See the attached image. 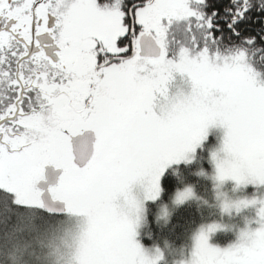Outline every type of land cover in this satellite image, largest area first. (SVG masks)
Wrapping results in <instances>:
<instances>
[{
    "label": "snow or ice",
    "instance_id": "6c2138e0",
    "mask_svg": "<svg viewBox=\"0 0 264 264\" xmlns=\"http://www.w3.org/2000/svg\"><path fill=\"white\" fill-rule=\"evenodd\" d=\"M212 126L219 207L255 216L213 246L221 225L173 222L200 199L185 185L155 226L184 241L177 264H264V192L219 191L264 188V0H0V264H172L138 230Z\"/></svg>",
    "mask_w": 264,
    "mask_h": 264
},
{
    "label": "trees",
    "instance_id": "16d2710c",
    "mask_svg": "<svg viewBox=\"0 0 264 264\" xmlns=\"http://www.w3.org/2000/svg\"><path fill=\"white\" fill-rule=\"evenodd\" d=\"M217 144V143H216ZM211 147L208 146V142H204L202 150L198 149L196 153V158L193 159L188 164H182L179 168V173L183 176V183L179 182L176 177L173 176L171 188L169 189L168 195H166L163 200L167 201L168 196L171 195L177 188H183L185 185H190L193 188L196 197L199 200L188 201L183 205L176 214H174L173 222H184L192 221V229H196L200 226L209 225L212 223H220L223 216L221 215L218 205L216 204L215 194L213 186L210 183L208 176V157ZM201 169L206 173L204 176L197 175ZM251 185V184H250ZM246 186V185H245ZM260 189L255 186H249L244 191L242 195L246 198L252 199L254 196H258ZM207 201V203H203ZM249 208V207H247ZM199 209V210H198ZM152 214L156 212V208L153 206L150 208ZM255 216L252 215V217ZM153 215L149 216V221L151 222ZM145 230L139 229L138 241L142 246L153 245L154 243L159 244L163 237H167L169 240L174 241L167 233V230L161 231L154 224L152 225V238L148 239L144 232ZM234 239L232 231L217 232L214 233L211 242L218 246H226L230 244ZM177 244L184 243L181 241H174Z\"/></svg>",
    "mask_w": 264,
    "mask_h": 264
},
{
    "label": "rangeland",
    "instance_id": "374dc122",
    "mask_svg": "<svg viewBox=\"0 0 264 264\" xmlns=\"http://www.w3.org/2000/svg\"><path fill=\"white\" fill-rule=\"evenodd\" d=\"M222 136H223V129L221 127L212 126L209 128L207 139L205 142L206 143L208 142V146L211 147L210 151L219 147ZM197 152H198V150H197ZM207 162H208V171H209L207 178L209 179L210 183L213 186V182L210 179V177L214 173V164L210 160V152H209V157H208ZM46 167H53V165H46L44 168H46ZM56 169H58V168H56ZM37 183H38V181H37ZM37 183L35 185V188L37 186ZM249 186H254V185L247 184L246 186L245 185H239L238 186L235 184L234 181L226 180L222 184V186L220 187L219 191L222 192L230 200L235 201V200H240V199H249V198H246L242 195V193L244 194V191ZM213 190H214V194H215L216 204L218 205L219 211H220L221 215L223 216V218L221 219V222L218 223V225H221V227L217 228L214 232L208 233V242H209V244H211L213 246H218V245H215L211 242V238H212L213 234L217 233V232L232 231L234 239L231 243H233L237 239L239 231L245 227L246 221L250 220L252 218V215H254L255 209L253 207H249V208H241L240 211H238V212L235 211L234 209L230 210L229 212H222L220 207H219V202L217 201V198H216V189L214 188V186H213ZM261 192H264V188L260 189V193ZM50 195H51V193H50ZM206 226L207 225L200 226V227H206ZM200 227L196 228L195 230H198ZM138 232H139V230H138ZM138 236H139V234H138ZM138 236H137V240H138ZM230 244H228V245H230ZM228 245L218 246V247L223 248V247H227Z\"/></svg>",
    "mask_w": 264,
    "mask_h": 264
},
{
    "label": "clouds",
    "instance_id": "9594fccd",
    "mask_svg": "<svg viewBox=\"0 0 264 264\" xmlns=\"http://www.w3.org/2000/svg\"><path fill=\"white\" fill-rule=\"evenodd\" d=\"M177 171L178 170H174L173 172V176L176 177L177 176ZM167 209L170 213L167 221H165L162 217L160 219H157V217L160 216L161 210ZM174 214L173 211V205L171 203L170 200L167 201H162L157 209L156 212L153 214V218L151 220V222H148L147 220V211H145V223H143L140 226V230H147L144 232V235L148 238L151 239L152 238V225H156L158 228H161V230L163 228H167L168 224L171 223V215ZM139 234V232H138ZM146 250L148 249H152L153 247L155 248H159L161 250H165L168 252L169 256L172 258V264H177V260L179 259V251L181 248L184 247L183 243L177 244L174 241L169 240L167 237H163L160 241L159 244L154 243L153 245H149V246H143Z\"/></svg>",
    "mask_w": 264,
    "mask_h": 264
},
{
    "label": "water",
    "instance_id": "95a60500",
    "mask_svg": "<svg viewBox=\"0 0 264 264\" xmlns=\"http://www.w3.org/2000/svg\"><path fill=\"white\" fill-rule=\"evenodd\" d=\"M60 170H55L52 167H46L44 169V180L39 182L36 186L37 190L42 192L41 199L45 202L51 201V196L49 194V188L54 187L61 176Z\"/></svg>",
    "mask_w": 264,
    "mask_h": 264
},
{
    "label": "flooded vegetation",
    "instance_id": "af4514ba",
    "mask_svg": "<svg viewBox=\"0 0 264 264\" xmlns=\"http://www.w3.org/2000/svg\"><path fill=\"white\" fill-rule=\"evenodd\" d=\"M52 168H54L55 170H60V171L62 172V169H56L55 166H53ZM44 169H45V168H44ZM42 175H43V179L39 180L38 183H39V182H42V181L44 180V170H43V174H42ZM61 175H62V173H61ZM58 182H59V180H58ZM38 183H37V184H38ZM36 189H37V188H36ZM49 189H50V188H49ZM38 191H39V190H38ZM39 192H40V191H39ZM40 193H41V195H42V192H40ZM49 194H50V192H49ZM50 196H51V195H50Z\"/></svg>",
    "mask_w": 264,
    "mask_h": 264
}]
</instances>
